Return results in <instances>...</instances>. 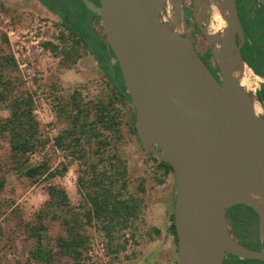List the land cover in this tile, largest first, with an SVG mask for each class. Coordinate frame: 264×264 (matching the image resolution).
I'll return each instance as SVG.
<instances>
[{"label":"water","instance_id":"obj_1","mask_svg":"<svg viewBox=\"0 0 264 264\" xmlns=\"http://www.w3.org/2000/svg\"><path fill=\"white\" fill-rule=\"evenodd\" d=\"M82 1L117 63L141 147L171 167L176 264H221L226 253L264 262V115L252 85L264 79L240 53L235 0H191L219 80L191 43L184 0ZM211 6L222 21L215 30ZM235 204L255 213L262 249L229 234L224 213Z\"/></svg>","mask_w":264,"mask_h":264},{"label":"rangeland","instance_id":"obj_2","mask_svg":"<svg viewBox=\"0 0 264 264\" xmlns=\"http://www.w3.org/2000/svg\"><path fill=\"white\" fill-rule=\"evenodd\" d=\"M184 2L188 36L203 58L205 52L197 27L191 22L190 2ZM88 13L80 5L71 27L85 31ZM211 25L216 26L217 22L212 21ZM90 27L103 37L93 23ZM9 30L12 33L8 35ZM0 61L9 98H29L37 121L41 144L27 155L26 162H44L57 171L65 166L53 177L28 178L18 173L12 168L8 136L0 132V264H41L28 259L33 239L27 235V225L35 223L36 214L46 208L48 184L61 187L66 193L67 206L57 213L67 217L74 212L78 217L79 231L85 237L83 264H176V245L168 229L174 196L172 173L160 168L128 131L133 109L113 98L108 78L83 42L65 28L61 18L34 0H0ZM257 83H252L253 87ZM98 101L109 103L110 114L115 115L112 126L95 122ZM74 103L87 111L88 121H94L90 124L93 129L81 136L79 146H72L69 138L57 145V136L70 126ZM7 115V105L0 101V119ZM108 125L110 128H106ZM86 134L90 136L88 142ZM112 153L124 165L123 172L119 167V174L110 176L114 190L119 197L134 199L138 206L134 216L115 222L105 232L95 218L86 219L89 203L85 192L89 188L85 180L91 175V165L112 172L108 164ZM42 224V243L54 255L48 264H72L71 258L56 245V237L65 235L60 219L46 215Z\"/></svg>","mask_w":264,"mask_h":264},{"label":"trees","instance_id":"obj_3","mask_svg":"<svg viewBox=\"0 0 264 264\" xmlns=\"http://www.w3.org/2000/svg\"><path fill=\"white\" fill-rule=\"evenodd\" d=\"M188 20L186 15V22H188ZM191 22L194 23L192 19ZM257 22L255 26L250 25L247 27L246 39L240 48V53L245 63L255 73L264 74V18L263 20L259 19ZM71 24L69 26L73 30L72 34L83 42L97 65L108 78L113 98L131 107L129 97L122 83L119 68L112 57L111 51L106 48L103 37H99L96 34L90 35L86 33V31H82L81 27L75 30L71 27ZM196 30L198 31L202 48L205 52L203 56L204 61L207 63L205 65H207L210 72L215 75L217 74V67L202 35L197 28ZM2 66L3 64L0 61V70ZM7 85L8 82L4 81L0 74V101H5L8 108V115L0 119V132H4L8 136V148L10 160L13 165L12 168L28 178L42 175L53 177L61 173L65 170L64 165L61 167L62 171H57L56 169H49L44 162L34 165L26 162L27 155L35 151L41 144L37 129V121L31 112L30 99L25 97L9 98ZM108 107L109 103L97 102L96 108L98 109V117L94 119L95 122L109 123L111 124L110 126L115 123H113L115 115L110 114ZM69 123L70 126L65 129L62 134L57 136L56 144L60 145L64 138H69L72 146H79L82 138L81 136H83L85 132H88V130L93 129L90 124H94V121H88L87 111L83 112L78 104L74 103L73 113L70 116ZM110 126L108 125L106 128H110ZM127 129L136 136L133 125V115L131 121L127 122ZM97 140L100 141V139ZM85 141H90V136L88 134H86ZM152 157L157 160L160 168L166 172L169 171L172 173L168 163L160 161L154 156ZM108 164L113 170L112 172L109 171V173L105 168L98 170L95 165H91L89 169L91 175L89 179L85 180V186L89 188L85 192V196L89 203V207L85 213L86 219L89 221L95 218L101 224L105 232H108V228L113 226L115 222H125L130 217L134 216L138 206L134 199L119 197V194L114 190V183L110 179L111 174H119V167L122 168V172L124 171V165L119 156L115 153L110 154ZM106 179H108V181H105ZM1 185L2 181H0V186ZM46 193V208L40 209L36 214L35 223L32 222L27 225V235L29 238L33 239V243L28 251V259L41 264H48L53 260V251L42 243L43 234L41 233V230L44 228L42 219L44 216L49 215L51 218H59L65 230L64 236L58 235L56 237V245L59 250L71 258L72 264H83L82 256L85 248V237L79 231L80 222L77 215L74 212H69L66 217L65 215H59L56 211L67 206V197L64 189L54 184H48ZM237 205L248 208L254 216V219H256L255 213L250 207L243 204ZM251 220L252 217L247 215H234L230 218V222L240 230H243L248 221ZM168 229L176 245L172 212L170 214ZM231 257L233 260L229 261L227 264H264L262 261L255 259L237 258L236 256Z\"/></svg>","mask_w":264,"mask_h":264},{"label":"flooded vegetation","instance_id":"obj_4","mask_svg":"<svg viewBox=\"0 0 264 264\" xmlns=\"http://www.w3.org/2000/svg\"><path fill=\"white\" fill-rule=\"evenodd\" d=\"M34 1L37 2L42 9L48 11L51 14L57 15L59 18H61L65 28H67L71 33L73 30L70 28L69 25L73 23L74 21H76L75 14L76 12H78L79 6L82 5L84 9H86L89 12L88 17L86 18L88 20L86 30H85L86 33L90 35L97 34L94 31H91L93 29L92 27H90L91 23H93L101 32V27L99 25V19L97 15H95L93 12L87 9L82 0H34ZM88 1H90L94 5L99 4L98 2L99 0H88ZM189 2L191 6V0H189ZM184 3L185 2L183 1V13L185 16ZM235 3H236L237 17H238L240 26L243 30V41L241 43V47H242L246 39L247 27L250 25L255 26L258 23L257 21L259 19L263 20L264 17L262 16H264V5H262L257 0H235ZM191 18H192V15H191ZM187 32H188V29H187ZM191 43L193 47L195 48V51L197 52L194 41L191 40ZM199 57L202 59V61L205 64H207L204 61V59L201 57V55H199ZM253 73L255 72L253 71ZM212 74L214 75V73ZM217 74H215L214 76L219 80V74H218V77H217ZM255 74L259 76L260 78L264 79V74H257V73ZM254 92H255L256 97L262 100V103H263L262 113L264 115V83L258 82L257 86L254 89ZM236 205L237 204L228 207L224 213L225 220L228 221V224L226 223V225H227V230L229 234L234 240H236L237 242L251 249H254V250L262 249L263 244L260 239L259 232H258V221H257L256 215H255L256 219H254V216L252 215V213L249 211L248 208L241 206V205H237V206ZM234 215L236 216L247 215V216L252 217V220L248 221V223L246 224V227L243 230H240L230 222V218ZM231 256H234V255L226 253L222 258L221 264H227L229 261H232L233 258Z\"/></svg>","mask_w":264,"mask_h":264},{"label":"bare ground","instance_id":"obj_5","mask_svg":"<svg viewBox=\"0 0 264 264\" xmlns=\"http://www.w3.org/2000/svg\"><path fill=\"white\" fill-rule=\"evenodd\" d=\"M210 19L214 22H219L220 24H222V21L220 20L219 18V15L216 11L215 8H213L212 6L210 7ZM215 26L212 25V26H209V29L210 30H215ZM241 85L245 88H250V85H251V81H250V76H249V73L245 70L243 72V76L241 78V81H240ZM254 110L256 113H259L260 112V108L258 106V104H254Z\"/></svg>","mask_w":264,"mask_h":264},{"label":"built area","instance_id":"obj_6","mask_svg":"<svg viewBox=\"0 0 264 264\" xmlns=\"http://www.w3.org/2000/svg\"><path fill=\"white\" fill-rule=\"evenodd\" d=\"M10 33H12V31L9 30L7 34L9 35Z\"/></svg>","mask_w":264,"mask_h":264}]
</instances>
